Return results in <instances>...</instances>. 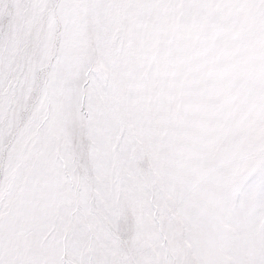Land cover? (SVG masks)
<instances>
[{
  "label": "snow or ice",
  "instance_id": "6c2138e0",
  "mask_svg": "<svg viewBox=\"0 0 264 264\" xmlns=\"http://www.w3.org/2000/svg\"><path fill=\"white\" fill-rule=\"evenodd\" d=\"M0 264H264V0H0Z\"/></svg>",
  "mask_w": 264,
  "mask_h": 264
}]
</instances>
